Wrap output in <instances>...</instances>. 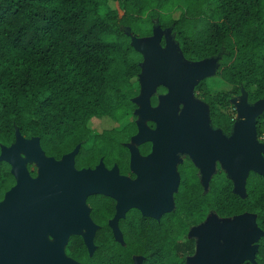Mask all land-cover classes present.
<instances>
[{
  "label": "trees",
  "instance_id": "16d2710c",
  "mask_svg": "<svg viewBox=\"0 0 264 264\" xmlns=\"http://www.w3.org/2000/svg\"><path fill=\"white\" fill-rule=\"evenodd\" d=\"M152 27L173 34L185 60L218 58L220 88L211 92L208 78L196 85L212 126L230 132L232 96L245 92L251 104L264 100V0H0V154L19 132L37 137L55 160L78 147L76 169L102 163L119 174L127 171L123 142L137 133L135 119L100 130L90 121L134 117L143 55L129 32L151 36ZM255 130L264 144V110ZM194 165L191 159L176 166L172 208L158 220L131 208L118 221L120 239L110 226L115 199L88 196L97 227L94 247L89 250L81 234H71L66 255L79 264H164L173 251L184 259L193 245L186 236L189 219L210 210L219 217L254 214L261 235L253 260L240 264H264V178L249 170L241 196L232 178L218 170L205 190ZM14 185L9 163L0 160V201Z\"/></svg>",
  "mask_w": 264,
  "mask_h": 264
},
{
  "label": "water",
  "instance_id": "95a60500",
  "mask_svg": "<svg viewBox=\"0 0 264 264\" xmlns=\"http://www.w3.org/2000/svg\"><path fill=\"white\" fill-rule=\"evenodd\" d=\"M157 39L155 44H160L161 38ZM131 43L143 55L139 76L148 56L156 70L153 73L151 69L148 73L149 85L163 84L169 89L163 99L164 112L158 113L146 106V114L160 120L159 127L152 132L147 129L140 130L136 122L137 133L131 137L153 141L152 151L146 156L145 167L140 169L135 166L138 173L135 181L120 175L116 167L106 169L102 163L94 168L76 169L74 158L78 147L64 155L63 162H59L45 156L37 137L27 139L16 132V140L22 137L31 141L30 146H24V149L34 152L41 172L38 177L31 178L16 148L3 150L8 147H2L0 160H5L11 165L16 184L0 201V264H68L45 242L44 234L52 229L59 238H66L68 229L64 221L69 220L73 228L86 227L87 237L92 242L96 226L90 217L87 218L89 210L86 211V199L93 194H104L118 200L119 206L113 226H117V219L123 216L130 206L141 208L144 214L158 217L170 207L171 195L175 190L171 150L189 154L195 163L205 168L210 161L226 159L229 167L240 166L248 169L243 179V188L249 170L264 178V157L256 151V147L261 149V145L253 135L256 131V118L264 109L255 107L247 110L243 105L246 110V122L241 123L237 138L230 143H225L215 135L182 132V127L193 121L195 114L184 112L176 116V105L186 95L185 82L201 70L190 69L173 75L172 55L161 57V52L157 50L151 55L152 46L137 48L132 38ZM146 88L148 89L147 86ZM242 93L246 98V93ZM135 102L137 104L136 98ZM136 112L137 108L134 113ZM53 195L58 196L56 203H41L43 198ZM240 226V223L231 225L224 244L218 248L213 246L211 240L205 239L202 242L203 259L197 264H240L245 260H253L261 231L260 234L239 233ZM250 256L252 259H249Z\"/></svg>",
  "mask_w": 264,
  "mask_h": 264
},
{
  "label": "rangeland",
  "instance_id": "374dc122",
  "mask_svg": "<svg viewBox=\"0 0 264 264\" xmlns=\"http://www.w3.org/2000/svg\"><path fill=\"white\" fill-rule=\"evenodd\" d=\"M179 11L176 10L173 12V16L177 17ZM143 28H150L149 25L143 26ZM132 42L137 48H142L144 45L147 48H150V54L157 50L161 52V57H168L172 55L174 58L173 66H174V73L173 75H177L181 72H185L187 70H194L200 71V73L196 74L191 80L185 82V90L186 95L185 97L178 101L176 105V116H180L184 112H193L195 114V119L190 123L186 124L182 127L181 131L185 133H203V134H210L215 135L221 138L225 143H230L238 136V129L241 123L246 122V117L244 119L239 118V103H244V106L247 110H252L255 107H259L260 110L264 109V100L256 102V103H249L246 98L245 94L241 93L239 95H234L230 98V103L234 106L235 114H234V122L231 126L230 132L228 134L224 133L221 129L214 127L210 124L209 116H208V108L207 104L201 97V91L196 89V85L198 82L204 78H208L210 82V89L211 92L216 91L220 88L219 83H217L215 78V70L218 65V58L217 57H210L206 59H202L200 61H188L183 59L180 50L177 46V42L174 39L173 34L168 33L160 28L152 27V35L151 36H139L133 32H130ZM161 38L160 44H155L158 40L157 38ZM156 45V46H153ZM152 63V62H151ZM152 71L156 72L154 68V64H152ZM150 81V74L144 75L142 72L141 75L137 79L138 84V95L136 97V101L141 94L143 85L148 87V95L144 99L143 104L140 106L137 103V112L135 113L134 117L126 119L121 122H115L111 118L103 117V118H92L90 121V125L95 130H100L103 128H111L117 127L120 128L125 122L131 119H135V122L138 121L139 116L142 115L141 123L138 125V129H147L148 131L152 132L160 125V120H155L151 116L146 114V106L148 105L151 110L161 113L164 112L163 107V99L164 94H157V84L152 86L149 85ZM254 137L257 140V143L261 145V149L256 147L257 153L263 154L264 151V144L257 138L256 131L253 132ZM142 140H138L137 137H133L130 142L128 143L130 152H131V168L135 172V166L138 168H142L145 165V158L138 154L137 151V144L140 143ZM30 141H27L29 144ZM16 143V141H15ZM15 143L8 147L3 148V150H9L15 148ZM91 141L87 142L85 146H90ZM186 155L184 152L180 151H172V160H173V167L174 170V179L175 182L178 180V173L176 171V166L184 161ZM56 161L63 162V158L58 159ZM26 169L28 172L34 171L35 177H38L41 172L40 164L37 163H29L26 164ZM86 167V166H84ZM83 167V168H84ZM90 167V166H87ZM195 167L197 173L200 176V181L204 187L207 189V181L209 177L218 170H223L226 175L232 178L234 182V189L235 191L240 194L244 195V188H243V179L248 169H243L240 166L229 167L228 162L226 159H218L214 161H210L208 163L207 168L203 167L200 164L195 163ZM136 174V172H135ZM130 178V177H128ZM131 180L137 179V174L135 178H130ZM58 196L53 195L49 198H43L41 200L42 204H54L57 202ZM89 208L86 205V211ZM87 218L89 215L87 214ZM90 219V218H89ZM67 226L68 233L67 237L64 239L59 238L53 230H47L44 234L45 242L54 248L60 256L67 262L71 263V258L66 255V244L67 238L72 233H79L81 234L90 250L93 249V244L91 239L87 237V228L84 226H80L78 228H73L71 223L67 220L64 221ZM240 223L241 226L238 229L239 233L244 234H260V230L257 228L254 215L250 213H244L238 216L232 217H219L213 211H204L202 214L194 216L193 219L190 220V225L188 227L187 236L193 239V245L191 250L186 253L184 259H177L174 257H170L166 260V264H180L183 262H188L191 264H197L198 262L202 261L203 259V252H202V242L205 239L211 240V243L214 247L218 248L224 244L225 237L227 235L228 228L235 224ZM96 226V225H95ZM114 233L117 238L120 239V232L115 227ZM249 247V246H248ZM252 259V256L249 257Z\"/></svg>",
  "mask_w": 264,
  "mask_h": 264
},
{
  "label": "flooded vegetation",
  "instance_id": "af4514ba",
  "mask_svg": "<svg viewBox=\"0 0 264 264\" xmlns=\"http://www.w3.org/2000/svg\"><path fill=\"white\" fill-rule=\"evenodd\" d=\"M168 87L167 86H165V85H163V84H158V86H157V89H156V91H157V94H167V92H168ZM138 94V93H137ZM222 109V108H221ZM16 141V140H15ZM26 141H29V140H26ZM31 142V141H30ZM30 142H29V144L27 143L25 146H30ZM130 142V140H128V141H126V142H123V144L127 147V150H128V152H129V160H128V169H127V171H125V172H122V173H120V175H122V176H125V177H130V178H135L136 177V174H137V178H138V173L136 172V174H135V172L132 170V168H131V152H130V149H129V146H128V143ZM15 143V142H14ZM152 145H153V141L152 140H143V141H141L140 143H138L137 144V146H136V148H137V151H138V154L140 155V156H142V157H146L148 154H150L151 153V151H152ZM23 149H24V146H23ZM17 150V149H16ZM25 150V149H24ZM143 150V151H142ZM44 152V151H43ZM181 152V151H180ZM34 153V152H33ZM17 154H18V156H19V158H20V155L22 156V157H24L25 158V156H24V154H20L19 155V153H18V151H17ZM45 154V153H44ZM184 154L186 155V157L184 158V161L183 162H181L180 164H183V165H185V166H187L189 163H191V157H190V155L189 154H187V153H185L184 152ZM46 156V155H45ZM47 157V156H46ZM170 157H171V161H172V163H173V160H172V150L170 151ZM21 160V159H20ZM57 160V159H56ZM193 160V159H192ZM145 161H146V158H145ZM22 162V161H21ZM193 162H194V160H193ZM29 163H35V162H31V161H25V165H24V167L26 166V164H29ZM195 163V162H194ZM23 164V163H22ZM10 165V164H9ZM145 165H146V162H145ZM145 165H144V167H145ZM172 166H173V164H172ZM195 166V165H194ZM144 167H142V168H140V169H143ZM10 168H11V165H10ZM173 168V182H174V185H175V187H176V183L177 182H175V179H174V170H175V168L174 167H172ZM25 169H26V167H25ZM27 170V169H26ZM111 170V169H110ZM194 171H195V173L198 175V177H199V180H200V176H199V174L197 173V170H196V167H195V169H194ZM28 172V171H27ZM119 173V172H118ZM28 174H29V176L31 177V178H35V172L34 171H30V172H28ZM13 176H14V174H13ZM129 178V179H130ZM14 180H15V184H16V178H15V176H14ZM131 180V179H130ZM178 180H179V174H178ZM177 180V181H178ZM131 181H133V180H131ZM135 181V180H134ZM200 183H201V181H200ZM202 184V183H201ZM173 193H174V191L172 192V195H173ZM172 195H171V197H172ZM111 197V196H110ZM113 198V197H112ZM115 199V198H114ZM172 201H170L169 202V208L166 210V211H168L170 208H172ZM118 206H119V202H118V200H116L115 199V205H114V207H115V213H114V215H113V217L112 218H110V226H111V229H112V232H113V235H114V237L115 238H117L116 237V235H115V233H114V228L116 227L118 230H119V232H120V229H119V227H118V221H119V219L120 218H123L125 215H126V213L128 212V210H130L131 208H136V209H138L139 210V212L141 213V215H143V216H148V217H152V218H155V219H160L161 218V216L166 212V211H164V212H162L158 217H155V216H152V215H148V214H144L143 213V211H142V209L141 208H138V207H136V206H130L126 211H125V213L123 214V216H120L118 219H117V226H113V221H114V218H115V216H116V213H117V208H118ZM209 211V210H208ZM203 213V212H202ZM201 213V214H202ZM198 215H200V214H198ZM191 219H193V217L192 218H190L189 219V225H190V220ZM67 221H69V220H67ZM70 222V221H69ZM188 227L189 226H187V232H188ZM97 228V227H96ZM50 230H52V229H50ZM96 230V229H95ZM54 231V230H53ZM175 231H176V234H175V239H178V237H179V235H178V233H177V228H175ZM95 232V231H94ZM72 234H76V233H72ZM71 235V234H70ZM69 235V236H70ZM94 235V234H93ZM68 236V237H69ZM186 236H187V234H186ZM188 237V236H187ZM120 238H121V233H120ZM117 239H119V238H117ZM193 240V239H192ZM90 250V249H89ZM176 251H173L169 256H167L165 259H164V264H166V260L168 259V258H170V257H174V258H177V259H179V256H178V254H176L175 253ZM74 261V260H73ZM76 262V261H75ZM77 263V262H76ZM79 264V263H78Z\"/></svg>",
  "mask_w": 264,
  "mask_h": 264
},
{
  "label": "bare ground",
  "instance_id": "6f19581e",
  "mask_svg": "<svg viewBox=\"0 0 264 264\" xmlns=\"http://www.w3.org/2000/svg\"><path fill=\"white\" fill-rule=\"evenodd\" d=\"M144 48L146 49V47H144ZM152 67L153 66H152V63L150 61V58H148V56H147L145 62L143 63L144 75H147L150 72V70L152 69ZM147 95H148V89L146 88V85H143L141 94L139 95V97L137 99V103L140 106L143 104L144 99L146 98ZM243 105H244V103L238 104V107L240 109V114H239L240 119H244L246 116V110L244 109ZM141 119H142V115L139 116V119L137 121L138 124L141 123ZM26 144H27V141L24 140L22 137H19L15 143V148L17 149L19 155L22 153L25 156V158H24L20 155V159H21L23 165H25V161H31V162L37 163L38 161H37L36 155L33 152H27L23 149V146H25ZM68 264H77V263L75 261L71 260V263H68Z\"/></svg>",
  "mask_w": 264,
  "mask_h": 264
}]
</instances>
